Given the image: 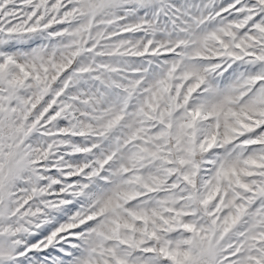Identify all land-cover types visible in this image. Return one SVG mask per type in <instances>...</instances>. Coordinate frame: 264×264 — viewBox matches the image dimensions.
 Wrapping results in <instances>:
<instances>
[{"label":"snow or ice","instance_id":"obj_1","mask_svg":"<svg viewBox=\"0 0 264 264\" xmlns=\"http://www.w3.org/2000/svg\"><path fill=\"white\" fill-rule=\"evenodd\" d=\"M0 264H264V0H0Z\"/></svg>","mask_w":264,"mask_h":264}]
</instances>
